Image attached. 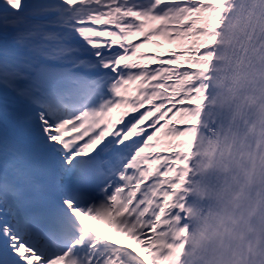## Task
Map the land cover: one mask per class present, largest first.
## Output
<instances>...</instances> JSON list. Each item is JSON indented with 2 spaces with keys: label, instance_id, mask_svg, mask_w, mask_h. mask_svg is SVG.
Returning a JSON list of instances; mask_svg holds the SVG:
<instances>
[{
  "label": "snow or ice",
  "instance_id": "snow-or-ice-1",
  "mask_svg": "<svg viewBox=\"0 0 264 264\" xmlns=\"http://www.w3.org/2000/svg\"><path fill=\"white\" fill-rule=\"evenodd\" d=\"M0 264H264V0H0Z\"/></svg>",
  "mask_w": 264,
  "mask_h": 264
},
{
  "label": "rangeland",
  "instance_id": "rangeland-1",
  "mask_svg": "<svg viewBox=\"0 0 264 264\" xmlns=\"http://www.w3.org/2000/svg\"><path fill=\"white\" fill-rule=\"evenodd\" d=\"M151 46H148L147 49H144V51H147L148 49H150ZM95 222L99 223L105 230H107L109 232V235H110V239H114L117 241V243L119 244H129V245H132L134 247H136L134 244L131 243V241L127 240L126 237L118 234V233H115L113 232L110 228H108L105 224L99 222V221H96L94 220ZM137 250L139 251V248H137ZM143 255V253H141Z\"/></svg>",
  "mask_w": 264,
  "mask_h": 264
},
{
  "label": "bare ground",
  "instance_id": "bare-ground-1",
  "mask_svg": "<svg viewBox=\"0 0 264 264\" xmlns=\"http://www.w3.org/2000/svg\"><path fill=\"white\" fill-rule=\"evenodd\" d=\"M85 223L89 228L93 229L96 232H99L102 236L110 238L109 232L105 230L99 223L95 222L93 219L85 218Z\"/></svg>",
  "mask_w": 264,
  "mask_h": 264
}]
</instances>
